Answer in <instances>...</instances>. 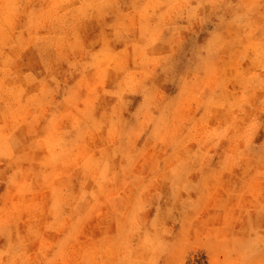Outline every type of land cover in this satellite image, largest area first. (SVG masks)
I'll use <instances>...</instances> for the list:
<instances>
[{
	"label": "rangeland",
	"instance_id": "1",
	"mask_svg": "<svg viewBox=\"0 0 264 264\" xmlns=\"http://www.w3.org/2000/svg\"><path fill=\"white\" fill-rule=\"evenodd\" d=\"M90 1L0 10V264H264V0ZM179 141L184 169L164 155ZM52 164L94 190L81 212L46 215Z\"/></svg>",
	"mask_w": 264,
	"mask_h": 264
},
{
	"label": "bare ground",
	"instance_id": "2",
	"mask_svg": "<svg viewBox=\"0 0 264 264\" xmlns=\"http://www.w3.org/2000/svg\"><path fill=\"white\" fill-rule=\"evenodd\" d=\"M19 0H0V10L2 11L1 19L5 22H10ZM90 0H44L41 8L42 10L52 9L57 13H73L75 10L86 11V9L91 6ZM224 39L217 43V46L223 45ZM253 54L252 44L249 40L243 39L233 50L231 57L224 64L225 75L220 79L219 85L215 87H209L207 93L211 96L208 100L207 110L209 113L221 112L224 108L229 109L231 103L222 98L221 92L227 87L228 82L231 78H228L230 74H234L240 62L247 58H251L250 55ZM108 53H106V56ZM9 62L12 66V72L16 79L15 88L21 90L20 92H31L36 93L42 89L41 83L36 82L34 84H29L24 80V69L25 66L10 59ZM248 72V70H247ZM95 121V123H94ZM94 125L99 128H105V124L102 116L98 119L92 121ZM167 139L165 136H159L157 142H161ZM3 141H0V151L3 150ZM183 143L180 141L174 143L166 153L165 157L168 161L175 159L176 168L184 169L187 167V163L183 162L182 155H184L185 150L183 149ZM56 154V159L63 158L65 153L62 151H54ZM69 156H67L68 158ZM52 155H46L45 161L51 163L53 161ZM57 170L59 171V166L56 167L54 164L51 165V171L47 174L44 180L41 178H35V182L42 183L45 188L49 191L50 203L47 208L46 215H63L66 210L71 209L76 212H81L85 201H88L87 206H89L91 197L94 196V190L90 185H87L84 189L80 190L68 183H60L57 178Z\"/></svg>",
	"mask_w": 264,
	"mask_h": 264
}]
</instances>
